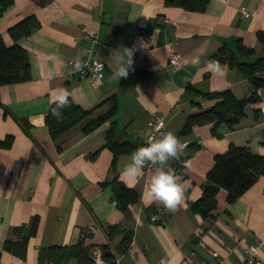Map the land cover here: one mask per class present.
<instances>
[{
    "label": "crops",
    "instance_id": "obj_1",
    "mask_svg": "<svg viewBox=\"0 0 264 264\" xmlns=\"http://www.w3.org/2000/svg\"><path fill=\"white\" fill-rule=\"evenodd\" d=\"M168 0H14L0 18V37L6 46L15 42L8 30L29 16L40 29L18 42L30 65L27 81L0 87V140L10 137V148L0 152V264H38L40 250L80 246L102 260L108 246L115 264H241L248 244L261 245L264 256V175L235 203L228 204L220 189L217 208L210 219L195 214L192 205L203 191L214 158L230 146L248 147L264 157V124L259 108L264 85L256 88L236 68L224 67L217 77L207 68L209 61L227 48L237 55L239 44L253 50L242 62H264V0H210L202 13L166 5ZM242 11L249 17L242 16ZM86 34L98 39L93 57L105 64L101 86L89 78L71 76L68 62L81 58ZM151 37L145 44L143 38ZM132 50L127 77L119 78L118 63L111 56ZM174 50L183 62L179 72L167 66ZM56 57L55 60L50 57ZM50 73L54 74L50 77ZM264 80V71L256 75ZM231 91L238 100H248L234 131L225 124L194 126L182 135L188 118L211 109L219 101L205 95ZM89 118L53 141L45 123L52 101L60 92ZM113 120L86 133L83 128L111 108ZM164 118L167 132L187 145L181 177L185 193L180 204L169 210L160 202L142 200L153 172L139 180L122 175L132 153L144 146L139 133L149 117ZM114 121L118 144L133 145L113 163L106 135ZM216 131V135L213 134ZM131 151V152H129ZM117 180L139 195V202L123 213L115 197ZM163 211L159 222L150 218ZM37 219L35 235L27 242L23 257L14 244ZM98 231L82 238L83 230ZM119 232L108 236V229ZM132 241L118 253L123 234ZM11 242L9 249L6 242ZM13 244V245H12ZM68 264H78L70 259Z\"/></svg>",
    "mask_w": 264,
    "mask_h": 264
},
{
    "label": "trees",
    "instance_id": "obj_2",
    "mask_svg": "<svg viewBox=\"0 0 264 264\" xmlns=\"http://www.w3.org/2000/svg\"><path fill=\"white\" fill-rule=\"evenodd\" d=\"M210 0H168L166 5L176 8H181L185 11L202 13L205 11ZM14 0H0V18L3 13L11 7ZM40 29V24L34 16H29L11 27L8 30V35L15 44L6 46L3 39L0 37V87L11 85L19 82H24L30 78V65L27 57V52L18 42L35 34ZM258 40L264 46V34H257ZM253 50L247 49L239 44L237 55L233 54L227 48H222L218 55L213 57V61L227 65L230 68H236L239 72L245 75L253 85L258 88L264 85V80L256 77V75L264 71V62H242V59H248L253 55ZM209 99H216L219 102L209 110L202 111L188 118L181 134L187 135L191 132L194 126H204L214 124L216 128L220 124H225L230 130L234 131L239 120L243 116L244 107L248 100H238L231 91H222L215 94L205 95ZM111 101L110 110L90 122L83 128V131L89 133L109 120H113L116 116L117 105L114 99ZM51 105L49 112L45 117V123L49 134L53 141L67 134L75 126L85 121L91 115L92 111L86 112L75 104L63 110L62 118L56 119L51 115ZM216 135V131L213 130ZM12 139L10 137L5 140H0V152L10 148ZM106 147L113 152V163L122 153L128 152V148H132L128 142L118 144L115 140L114 121L111 124L110 130L106 135ZM131 152V151H129ZM185 158L181 155L179 160L171 161V167L175 171L181 170ZM264 175V157L254 154L248 147L230 146L223 154L217 155L214 158V164L211 170L206 175V181L203 186L201 198L192 205V210L195 214H199L204 219L213 217V213L217 208V194L220 189L227 192V203H235L253 184ZM115 184V197L118 202L119 209L126 213L131 205H136L139 202V195L132 189H129L119 183ZM118 227L108 229V236H114L119 232ZM37 230V219L33 220L29 229L24 231L22 228H16V235L22 234V241L14 244L17 254L21 257L25 254V249L30 237L35 235ZM132 241L130 233L123 234L117 249L118 253H125ZM10 241L5 243V247L9 249ZM13 245V244H12ZM102 260L107 264H115V257L108 246L102 247ZM70 259H76L78 264H94V258L80 246L76 247H49L39 252L38 264H68Z\"/></svg>",
    "mask_w": 264,
    "mask_h": 264
},
{
    "label": "clouds",
    "instance_id": "obj_3",
    "mask_svg": "<svg viewBox=\"0 0 264 264\" xmlns=\"http://www.w3.org/2000/svg\"><path fill=\"white\" fill-rule=\"evenodd\" d=\"M132 50L128 49L126 55L114 57L111 56L113 63H118L120 66L117 70L119 78L127 77L129 68L132 65ZM55 60L56 57H50ZM82 67L79 58L75 61L74 68L79 70ZM207 68L210 73L221 77L224 73V67L215 61H209ZM54 74L50 73V77ZM71 93L64 91L58 93L52 104L51 115L56 119L62 118L63 110L71 107ZM158 127H162L159 125ZM186 144L171 132L164 133L160 139L154 136H148L144 146L138 147L131 155V162L123 169L122 175L133 180H139L143 175L146 167L153 169L150 182L145 187L142 193V200L151 204L160 202L165 208L174 210L182 201L185 193V188L181 184V177L178 176L175 170L171 167V161L181 158ZM252 253L261 255L259 249L253 247ZM264 258V256H262Z\"/></svg>",
    "mask_w": 264,
    "mask_h": 264
},
{
    "label": "built area",
    "instance_id": "obj_4",
    "mask_svg": "<svg viewBox=\"0 0 264 264\" xmlns=\"http://www.w3.org/2000/svg\"><path fill=\"white\" fill-rule=\"evenodd\" d=\"M241 13L245 18L249 17L250 15L245 11H242ZM84 40L88 45L82 48L81 58H79L82 67L79 70H75L74 64L77 59L68 62V65L71 69V76H76L79 78H89L95 86H101L104 79L105 64L93 57L94 48L99 43L98 39L93 34H86L84 36ZM150 40L151 37L149 36H145L143 38V42L145 44H149ZM167 66L174 72H179L183 67V62L174 50H171L169 53ZM259 114L262 117L264 124V102L259 108ZM159 125H162V127H158ZM164 133H168L166 130L164 118L159 114H153L149 117L143 129L140 131L139 139L143 144H146L148 136L151 135L156 139H160ZM186 148L184 149V151L186 150ZM145 170L147 172H153V169L151 167H146ZM162 213L163 211L161 209H158L156 214L150 218V221L155 223L159 222ZM97 231L98 228L96 226H89L88 228L83 230L81 237L87 238L94 235ZM253 247L259 249L260 252L261 245L248 244L245 248L246 258L241 264H264V258H262L261 255L252 253Z\"/></svg>",
    "mask_w": 264,
    "mask_h": 264
},
{
    "label": "water",
    "instance_id": "obj_5",
    "mask_svg": "<svg viewBox=\"0 0 264 264\" xmlns=\"http://www.w3.org/2000/svg\"><path fill=\"white\" fill-rule=\"evenodd\" d=\"M127 141H128V142H133V140H132V139H130V138H128V139H127Z\"/></svg>",
    "mask_w": 264,
    "mask_h": 264
}]
</instances>
